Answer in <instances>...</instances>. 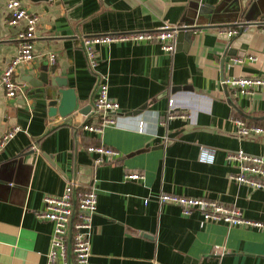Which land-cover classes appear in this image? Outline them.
<instances>
[{
  "label": "crops",
  "instance_id": "1",
  "mask_svg": "<svg viewBox=\"0 0 264 264\" xmlns=\"http://www.w3.org/2000/svg\"><path fill=\"white\" fill-rule=\"evenodd\" d=\"M7 1L0 0V78L17 52L22 27L5 23ZM19 1L39 16V24L34 60L15 71L22 92L7 98L0 81V138L19 129L0 150V264H47L53 224L36 213L45 197H59L69 181L97 194L88 264H264V230L207 222L198 212L183 215L156 200L160 193L205 197L264 223V190L231 179L239 168L227 160L239 150L264 157V137L239 136L233 121L264 126V87L234 96L222 84L227 78H264V24L243 26L228 38L219 33L227 27L199 28L200 20L190 15L193 0ZM198 1L221 5L227 14L237 7V0ZM243 1L246 8L253 3ZM255 4L256 23H263L264 0ZM165 24L200 31L180 33L171 53L156 42L96 46L95 67L81 47L83 37ZM249 56L255 60L233 61ZM46 62L52 76L67 81L76 110L86 115L49 117L46 99L35 97L30 84ZM100 83L119 109L116 126L94 134L82 125L99 120L91 111ZM171 111L186 116L167 119ZM141 119L144 133L137 132ZM89 146L118 155L95 164ZM202 149L212 152L210 160L203 159ZM133 173L143 178H125Z\"/></svg>",
  "mask_w": 264,
  "mask_h": 264
},
{
  "label": "built area",
  "instance_id": "2",
  "mask_svg": "<svg viewBox=\"0 0 264 264\" xmlns=\"http://www.w3.org/2000/svg\"><path fill=\"white\" fill-rule=\"evenodd\" d=\"M5 23L10 27H19L17 33L18 48L14 57L3 68L1 73V85L5 90L7 98H15L22 92V87L15 79L16 68L20 64L29 63L34 60V39L39 24V16L30 12L19 0H8L6 3ZM189 28L187 25L165 24L152 31H139L131 33H109L87 36L81 38V47L85 51L91 67L96 66L95 47L109 45L116 42H156L162 51L171 53L175 49V40L180 33ZM243 26L239 23L235 27L223 29L220 34L231 38L239 34ZM200 30L195 28L192 33ZM264 34V26L261 27ZM245 59L255 60L253 56L247 58H235V63H243ZM50 65L55 63V55H48ZM222 84L229 87L234 96L251 95L253 88L264 87V78H227ZM119 104L110 99L108 87L100 83L97 88V97L92 105V114L98 117L97 123L85 122L82 130L101 134L106 127L116 126V112ZM184 113H169L167 119L175 117L184 118ZM237 134L241 137H264V126H250L241 119H233ZM146 124L141 119L137 122V132L144 133ZM19 131L14 128L0 138V150ZM88 153L97 155L95 164L105 163L118 153L108 147L89 146ZM203 159L212 158L211 151L202 149ZM227 160L238 164L239 172L231 177L238 184H244L254 189L264 190V157L249 155L242 150L229 153ZM130 180H140L143 177L138 173L127 175ZM75 181L65 184L59 197L47 196L44 198V209L36 213V217L42 221L53 224V233L47 253V264H88L90 254V234L92 219L97 210V194L93 188H81ZM159 205H172L177 207L183 215L198 212L202 220L207 222H219L226 225H245L264 230V223L251 222L242 216L237 209L230 208L219 202L205 197H188L170 193H160L157 198ZM149 200H144L147 205Z\"/></svg>",
  "mask_w": 264,
  "mask_h": 264
},
{
  "label": "water",
  "instance_id": "3",
  "mask_svg": "<svg viewBox=\"0 0 264 264\" xmlns=\"http://www.w3.org/2000/svg\"><path fill=\"white\" fill-rule=\"evenodd\" d=\"M32 2L49 1V0H31ZM256 0H253L252 4H249L246 8L243 0H237V7L230 13H226L221 5L200 4L198 0H193L190 4V15L194 20H200L199 28L207 27H232L236 26L234 22L236 20H243V23H239L242 26L264 24L256 23L259 13H256ZM211 25V26H210ZM193 27L187 28L182 34L185 37L193 35ZM235 55V54H234ZM39 95L35 97L45 98L48 103V115L49 117H60L62 119L68 117H75L77 114L86 115L85 111H77V100L73 89L67 88V81L59 79L56 76H52L48 68L47 62L40 69V73L32 83H30ZM91 106L87 107L89 111ZM139 113V112H138ZM137 112L135 113V115Z\"/></svg>",
  "mask_w": 264,
  "mask_h": 264
}]
</instances>
